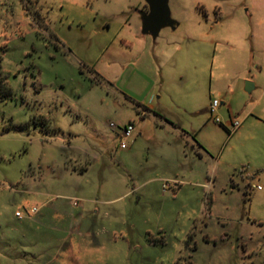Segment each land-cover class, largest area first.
<instances>
[{
	"label": "rangeland",
	"instance_id": "1",
	"mask_svg": "<svg viewBox=\"0 0 264 264\" xmlns=\"http://www.w3.org/2000/svg\"><path fill=\"white\" fill-rule=\"evenodd\" d=\"M144 3L0 0V264H264V0Z\"/></svg>",
	"mask_w": 264,
	"mask_h": 264
},
{
	"label": "water",
	"instance_id": "2",
	"mask_svg": "<svg viewBox=\"0 0 264 264\" xmlns=\"http://www.w3.org/2000/svg\"><path fill=\"white\" fill-rule=\"evenodd\" d=\"M148 10H141L142 32L156 38L167 26L175 28L178 22L171 16L169 0H145ZM254 83L247 81L246 89L252 90Z\"/></svg>",
	"mask_w": 264,
	"mask_h": 264
},
{
	"label": "built area",
	"instance_id": "3",
	"mask_svg": "<svg viewBox=\"0 0 264 264\" xmlns=\"http://www.w3.org/2000/svg\"><path fill=\"white\" fill-rule=\"evenodd\" d=\"M218 104H219L218 100L214 99L211 103L210 111L214 112L216 110ZM216 121H220V120L217 118ZM111 125L113 127H116V124H114V123H111ZM233 125L236 128L240 125V122L236 120L233 122ZM133 130H134V125L132 123H127L122 127L121 132H120V144H121L122 148L127 147L128 139L132 135ZM252 188H258L259 189V188H261V186L260 185H252ZM17 214L19 216H21L20 212H17Z\"/></svg>",
	"mask_w": 264,
	"mask_h": 264
},
{
	"label": "crops",
	"instance_id": "4",
	"mask_svg": "<svg viewBox=\"0 0 264 264\" xmlns=\"http://www.w3.org/2000/svg\"><path fill=\"white\" fill-rule=\"evenodd\" d=\"M146 110V109H145ZM148 114V112L147 111H145V113H144V115H147ZM120 132H121V130H120ZM133 134V133H132ZM119 135H120V133H119ZM130 138V137H129ZM82 170H80L81 172H84L85 170H86V167H82L81 168ZM257 249H259V248H255V250L252 248V251H256ZM258 251V250H257ZM59 264H67L66 262H61V263H59Z\"/></svg>",
	"mask_w": 264,
	"mask_h": 264
},
{
	"label": "flooded vegetation",
	"instance_id": "5",
	"mask_svg": "<svg viewBox=\"0 0 264 264\" xmlns=\"http://www.w3.org/2000/svg\"><path fill=\"white\" fill-rule=\"evenodd\" d=\"M148 8H149V7H148V4L145 2V3H144V6H143V10H148Z\"/></svg>",
	"mask_w": 264,
	"mask_h": 264
}]
</instances>
